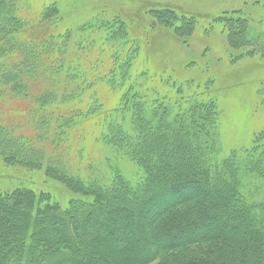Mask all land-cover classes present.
Wrapping results in <instances>:
<instances>
[{
	"label": "trees",
	"instance_id": "1",
	"mask_svg": "<svg viewBox=\"0 0 264 264\" xmlns=\"http://www.w3.org/2000/svg\"><path fill=\"white\" fill-rule=\"evenodd\" d=\"M148 13L137 30L101 14L74 30L57 0H0V160L45 166L68 195L63 204L50 191H0V264H230L229 241L241 249L236 264H264V128L224 154L222 112L216 96L195 90L197 70L148 65L152 32L189 35L196 19L168 7ZM227 19L228 45L264 57V35L245 16ZM88 127L104 145L99 162L82 151ZM203 181L216 192L200 190ZM211 201L233 212L234 224L208 209ZM125 202L128 230L121 218L112 223V208ZM201 212L218 221L191 224Z\"/></svg>",
	"mask_w": 264,
	"mask_h": 264
},
{
	"label": "rangeland",
	"instance_id": "2",
	"mask_svg": "<svg viewBox=\"0 0 264 264\" xmlns=\"http://www.w3.org/2000/svg\"><path fill=\"white\" fill-rule=\"evenodd\" d=\"M57 1L63 15V22L74 27V30L76 26L98 14L106 17L120 15L132 24L134 30H137L144 19L150 20L148 16L149 9L157 7L172 8L185 16L194 17L196 21L189 35L181 33V36H176L175 32L177 31L173 28L160 29V32L150 34V39L145 41L149 50V56H147L149 67L157 69L162 67L164 62H172L173 68L177 71L181 67H186V65H192L191 69L197 70L196 73L193 70L194 72L191 74L193 76L189 78H194L195 81L201 83L200 89L195 90L201 93L199 95L202 98L208 94L216 96L222 112L221 137L219 139L224 154L234 148L245 149L251 143L253 133L264 128V57L260 52L252 56H245V50L248 47L232 48L229 46L227 40L228 29L225 27L227 18L245 16L249 20L252 31L264 35V0ZM261 39L263 38L260 37L259 40ZM184 40L186 45L182 44ZM148 42H150V45ZM168 58L172 60L168 61ZM189 61L194 62L191 64ZM206 81L209 83L207 89H205L206 85L204 84ZM166 82L167 80L164 79V83ZM102 89L104 90V87ZM166 89H169L168 95L181 97V94L176 92V88L169 86ZM188 92L189 90L185 88L183 95ZM14 101L17 100L7 101V107L11 110L13 108H10V106ZM18 105L19 101L17 107ZM10 114L17 116L19 113ZM209 128L211 129L210 126ZM213 128L216 129V126ZM87 130L82 142V151L85 156H89L94 162H99L105 152L104 145L100 140L93 138L94 133L90 135V130H93L92 127H88ZM198 131L201 132L200 129ZM156 137H158L157 132L148 148L151 149ZM77 154L80 155V153ZM76 158L71 160L74 166L79 164ZM122 166L126 169L130 168L127 163L122 164ZM129 170L130 173L136 171L131 170V168ZM216 180H218L217 186L220 188V180L218 178ZM18 186L30 188L36 193L42 191L48 193L50 191V195L63 204L68 199V195L61 184L47 178L45 166L29 169L21 166H11L0 160V191ZM213 206L215 207L212 208ZM207 207L224 220L234 224L232 217L235 218V215L233 212L219 210L215 201H211V206ZM98 216L100 217V215ZM6 221L11 229L18 226L16 218L12 215L8 216ZM244 227L245 225H243ZM151 231L153 230H149L148 233H151ZM242 237L248 238V235L245 234ZM228 244L230 251H232L229 257L230 264L239 263L241 258L238 251L241 249L237 248L234 242L229 241ZM57 259L61 262L65 260L64 256H58ZM53 263L54 261H51V264ZM37 264H41V262L39 261Z\"/></svg>",
	"mask_w": 264,
	"mask_h": 264
},
{
	"label": "bare ground",
	"instance_id": "3",
	"mask_svg": "<svg viewBox=\"0 0 264 264\" xmlns=\"http://www.w3.org/2000/svg\"><path fill=\"white\" fill-rule=\"evenodd\" d=\"M202 188H204V190L208 191L210 194H214L216 192V189L213 185H209L207 184L205 181L201 182L199 185V189L201 190ZM119 210L124 211L123 214L120 212L119 214ZM112 212L113 214V218H112V223L118 222L121 218V222H123V225L126 227V229L128 230L129 228H131V224H132V216H131V208L129 203L125 202L123 205H119L116 207L112 208ZM89 216H86L84 221H86L88 219ZM218 221L217 216L212 215V214H208V213H203L201 212L192 222L191 224H199V225H207V222H209V224L211 222H215ZM100 234L102 236H106L108 235V231L106 229L100 231Z\"/></svg>",
	"mask_w": 264,
	"mask_h": 264
}]
</instances>
